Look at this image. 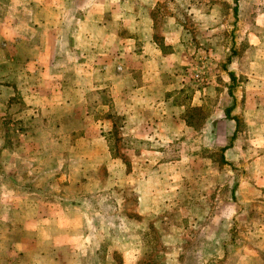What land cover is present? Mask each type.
I'll return each instance as SVG.
<instances>
[{"label": "rangeland", "instance_id": "obj_1", "mask_svg": "<svg viewBox=\"0 0 264 264\" xmlns=\"http://www.w3.org/2000/svg\"><path fill=\"white\" fill-rule=\"evenodd\" d=\"M109 1L0 0V264H264V0Z\"/></svg>", "mask_w": 264, "mask_h": 264}, {"label": "crops", "instance_id": "obj_2", "mask_svg": "<svg viewBox=\"0 0 264 264\" xmlns=\"http://www.w3.org/2000/svg\"><path fill=\"white\" fill-rule=\"evenodd\" d=\"M99 2H102V3H104V4H106V0H98ZM114 2V0H110L109 2ZM84 33V32H83ZM86 34V33H85Z\"/></svg>", "mask_w": 264, "mask_h": 264}]
</instances>
